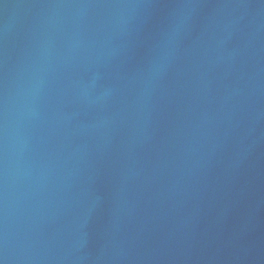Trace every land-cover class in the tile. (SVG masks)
<instances>
[{"label": "water", "instance_id": "obj_1", "mask_svg": "<svg viewBox=\"0 0 264 264\" xmlns=\"http://www.w3.org/2000/svg\"><path fill=\"white\" fill-rule=\"evenodd\" d=\"M0 264H264V0H0Z\"/></svg>", "mask_w": 264, "mask_h": 264}]
</instances>
